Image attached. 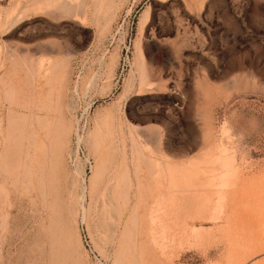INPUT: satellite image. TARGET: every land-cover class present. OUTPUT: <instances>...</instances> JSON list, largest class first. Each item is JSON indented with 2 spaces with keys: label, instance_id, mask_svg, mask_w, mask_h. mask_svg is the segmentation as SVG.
I'll list each match as a JSON object with an SVG mask.
<instances>
[{
  "label": "rangeland",
  "instance_id": "rangeland-1",
  "mask_svg": "<svg viewBox=\"0 0 264 264\" xmlns=\"http://www.w3.org/2000/svg\"><path fill=\"white\" fill-rule=\"evenodd\" d=\"M0 264H264V0H0Z\"/></svg>",
  "mask_w": 264,
  "mask_h": 264
}]
</instances>
